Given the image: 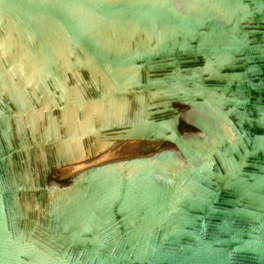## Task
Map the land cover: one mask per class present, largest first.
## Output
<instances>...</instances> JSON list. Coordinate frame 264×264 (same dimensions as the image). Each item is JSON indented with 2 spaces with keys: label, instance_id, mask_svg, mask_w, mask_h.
Here are the masks:
<instances>
[{
  "label": "water",
  "instance_id": "obj_1",
  "mask_svg": "<svg viewBox=\"0 0 264 264\" xmlns=\"http://www.w3.org/2000/svg\"><path fill=\"white\" fill-rule=\"evenodd\" d=\"M0 264H264V0H0Z\"/></svg>",
  "mask_w": 264,
  "mask_h": 264
}]
</instances>
